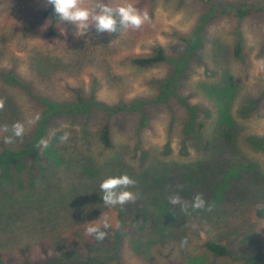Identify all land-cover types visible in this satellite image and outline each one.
<instances>
[{
  "label": "rangeland",
  "instance_id": "374dc122",
  "mask_svg": "<svg viewBox=\"0 0 264 264\" xmlns=\"http://www.w3.org/2000/svg\"><path fill=\"white\" fill-rule=\"evenodd\" d=\"M104 2L150 20L77 36L45 0H0V264H264V0ZM157 46L165 62L131 64ZM122 174L138 199L106 206L99 185ZM198 193L211 211L169 202ZM102 213L97 241L86 228Z\"/></svg>",
  "mask_w": 264,
  "mask_h": 264
},
{
  "label": "clouds",
  "instance_id": "9594fccd",
  "mask_svg": "<svg viewBox=\"0 0 264 264\" xmlns=\"http://www.w3.org/2000/svg\"><path fill=\"white\" fill-rule=\"evenodd\" d=\"M47 5H51L56 17L62 23H71L76 26V35H85L90 27H94L97 33H117L118 26L125 30H137L150 20L147 12H141L131 3H124L116 7L110 6L104 0H45ZM4 101L0 100V109H3ZM39 119V114L35 115L30 123ZM4 132H8L5 126ZM24 125L16 122L12 125V136L21 137L24 134ZM12 136H5L4 142L11 143ZM68 138V134L62 137L63 140ZM43 147H47V141L40 142ZM136 185V181L127 174L119 176H110L105 178L99 185L102 192L101 198L106 206H124L128 203H135L138 199V193L132 191ZM172 205H180L181 210L188 212L189 208L193 210L211 211V206L207 205L202 194H196L192 201H182L179 194H173L169 197ZM99 223L90 222L86 228V233L94 236L97 241L106 239L107 229L111 227L110 218L102 213L99 217ZM119 228V223L116 224ZM187 239L181 241V245H185Z\"/></svg>",
  "mask_w": 264,
  "mask_h": 264
},
{
  "label": "trees",
  "instance_id": "16d2710c",
  "mask_svg": "<svg viewBox=\"0 0 264 264\" xmlns=\"http://www.w3.org/2000/svg\"><path fill=\"white\" fill-rule=\"evenodd\" d=\"M202 2H209V0H201ZM44 18L50 17L52 25H54L57 22H61L58 17H56L55 13L53 12L52 6L49 5L48 9L46 12L43 14ZM123 28H120L118 26V32L121 31ZM117 32V33H118ZM237 51V48H236ZM235 51L236 55L237 52ZM166 58L164 56L163 50L161 47L157 46L153 50V55L147 56V57H138V58H133L131 60V64L136 67H150L155 64H159L162 62H165ZM79 107H58L54 105H48V112L49 114H59V113H72L74 111H77ZM203 125H199V131L202 128ZM216 136L220 142H225L227 144H230L232 141L233 133L230 129L227 127H224L216 132ZM98 140L99 143L102 146V149L104 150H111L113 147L112 141H111V135H110V130L108 124H104L100 127L99 129V134H98ZM138 218H135L134 221H137ZM207 251L214 255L218 256H225L227 255L228 251L225 248V246L217 243H208L206 245Z\"/></svg>",
  "mask_w": 264,
  "mask_h": 264
}]
</instances>
